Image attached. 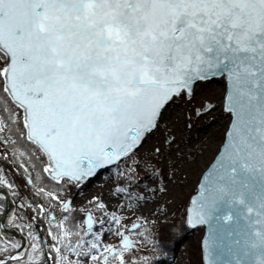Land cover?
Returning a JSON list of instances; mask_svg holds the SVG:
<instances>
[{
  "label": "snow or ice",
  "instance_id": "6c2138e0",
  "mask_svg": "<svg viewBox=\"0 0 264 264\" xmlns=\"http://www.w3.org/2000/svg\"><path fill=\"white\" fill-rule=\"evenodd\" d=\"M177 111L223 128L172 207L206 147ZM0 214V264H174L188 230L264 264V0H0Z\"/></svg>",
  "mask_w": 264,
  "mask_h": 264
},
{
  "label": "rangeland",
  "instance_id": "374dc122",
  "mask_svg": "<svg viewBox=\"0 0 264 264\" xmlns=\"http://www.w3.org/2000/svg\"><path fill=\"white\" fill-rule=\"evenodd\" d=\"M220 84L218 81H213L210 84L201 87L198 93L200 96H206L210 94H218ZM182 111V110H181ZM181 111H177L174 114L175 133L178 136H183L193 146L205 145V150L202 154L197 156L196 163L189 169L186 178H182L178 187L173 188L170 192V199L175 200V204L172 207H178L183 204L190 193H192L194 184L197 180L199 170L203 167L211 158L213 151L215 150V144L220 140L221 129L223 128V120H218L217 123H208L203 117L199 120L193 117L191 122V128H184L182 126ZM101 173V178L104 176ZM99 179L92 181L86 188H82L80 192H73L74 197L79 200L82 199L87 193L94 190H98ZM21 194L25 195L24 189H21ZM14 202V197H13ZM16 205V203H15ZM39 225V223L37 224ZM18 235L17 233H14ZM200 240V230H188L185 231L181 238L176 241L174 245V251L176 259L174 264H188L187 261L193 264H198V250Z\"/></svg>",
  "mask_w": 264,
  "mask_h": 264
},
{
  "label": "flooded vegetation",
  "instance_id": "af4514ba",
  "mask_svg": "<svg viewBox=\"0 0 264 264\" xmlns=\"http://www.w3.org/2000/svg\"><path fill=\"white\" fill-rule=\"evenodd\" d=\"M7 191V190H6ZM74 192V191H73ZM4 200L9 208V211H11L12 209H14L17 205H15V203L13 202V196L11 195V193H9L8 195H6L4 197ZM0 217H3V214H0ZM0 223H6V218L0 219ZM13 233H17L18 235H13L11 233V235H13L14 237H19V232L18 231H13Z\"/></svg>",
  "mask_w": 264,
  "mask_h": 264
},
{
  "label": "trees",
  "instance_id": "16d2710c",
  "mask_svg": "<svg viewBox=\"0 0 264 264\" xmlns=\"http://www.w3.org/2000/svg\"><path fill=\"white\" fill-rule=\"evenodd\" d=\"M18 182H19V179H18ZM22 189V188H21ZM27 194V193H26ZM25 194V195H26ZM39 223V221L37 222V224ZM176 244V242L174 243V245ZM174 245H173V247H174ZM198 256H197V258H198V264H199V250H198V254H197ZM188 262V264H193L192 262H190V261H187Z\"/></svg>",
  "mask_w": 264,
  "mask_h": 264
},
{
  "label": "water",
  "instance_id": "95a60500",
  "mask_svg": "<svg viewBox=\"0 0 264 264\" xmlns=\"http://www.w3.org/2000/svg\"><path fill=\"white\" fill-rule=\"evenodd\" d=\"M208 162H209V161H208ZM208 162H207V163H208ZM207 163H206V164H207ZM206 164H205V165H206ZM196 181H197V180H196ZM195 183H196V182H195ZM194 186H195V184H194ZM190 194H191V193H190ZM190 194H189V195H190ZM13 234H14V233H13ZM14 235H15V234H14Z\"/></svg>",
  "mask_w": 264,
  "mask_h": 264
}]
</instances>
